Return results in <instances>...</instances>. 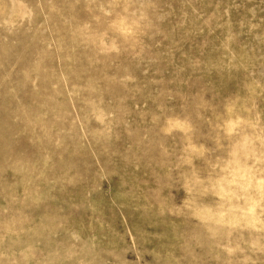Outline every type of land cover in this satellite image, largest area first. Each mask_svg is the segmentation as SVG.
Wrapping results in <instances>:
<instances>
[{
    "label": "rangeland",
    "instance_id": "rangeland-1",
    "mask_svg": "<svg viewBox=\"0 0 264 264\" xmlns=\"http://www.w3.org/2000/svg\"><path fill=\"white\" fill-rule=\"evenodd\" d=\"M0 264H264V0H0Z\"/></svg>",
    "mask_w": 264,
    "mask_h": 264
}]
</instances>
